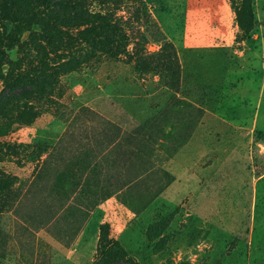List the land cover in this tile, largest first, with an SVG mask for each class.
<instances>
[{"label":"rangeland","instance_id":"1","mask_svg":"<svg viewBox=\"0 0 264 264\" xmlns=\"http://www.w3.org/2000/svg\"><path fill=\"white\" fill-rule=\"evenodd\" d=\"M36 1L30 7L57 19L47 20L41 36L28 40L19 56L11 52L17 62L14 80L35 73L42 63L76 59L85 49L80 14L66 16L56 7L60 0ZM141 1L150 17V26L141 29L146 50L174 48L176 87L152 69L135 73L123 57L89 69H64L45 100H25L22 89L8 93L0 82L5 113L32 107L23 112L24 126L9 129L7 139L22 145L17 157L0 155V168L10 178L0 188L1 202L9 206L12 194L19 195L0 216V264H95L104 235L135 264H264V0ZM136 6L128 0H92L87 12L126 21ZM101 96L130 101L107 106ZM56 106L62 116L89 106L120 126L116 117L124 115L128 131L142 123L150 130L162 124L159 148L145 159L163 164L159 168L171 176L170 185L158 193L166 181L159 170L144 183L145 208L139 201L124 206L118 193L101 204L96 183L102 189L103 177L97 175L84 185L94 184L93 197L80 194L76 203H60L56 175L75 149L94 153L96 145L80 139V132L93 130V136L101 128L96 121L79 120L71 137L64 136L67 124L53 114ZM1 125L6 123L0 113ZM53 151L65 161L54 164ZM51 152L47 176L36 184L35 164ZM133 192L132 186L127 193ZM76 206L82 213L73 215Z\"/></svg>","mask_w":264,"mask_h":264},{"label":"trees","instance_id":"2","mask_svg":"<svg viewBox=\"0 0 264 264\" xmlns=\"http://www.w3.org/2000/svg\"><path fill=\"white\" fill-rule=\"evenodd\" d=\"M91 1L60 0L56 2V7L66 12V16L80 14L79 18L83 20L85 29L81 35L83 36L85 49L81 52L80 57L53 66L42 63L40 67L33 69L35 73L32 71H30L31 73H23L20 79L14 80L11 73L13 66L17 62L11 60V52L14 51L16 56L23 53L28 40H37L38 36H41L44 32V28L48 24L47 20L57 19V17L50 15V12L45 13L30 7L31 3L37 2L36 0H0V82L6 86V92L22 89L25 100H45L48 96L45 94L51 92L55 85L54 82H56L57 77L64 69L68 70L76 65L83 69H89L94 65L119 60V57H123L124 59L121 61L135 73L141 74L146 70L152 69L159 72L158 74L164 84H172L174 85L173 88L177 86L178 64L175 59L174 48L169 44H163L158 53L149 54L146 50L147 39L141 29L142 27L147 29L150 26V17L144 2L141 0H128L133 2V5H137L136 10L132 14L131 19L121 21L113 19L108 13L105 15L88 13L87 8ZM238 12L235 18H237ZM26 34H28V37L24 40ZM129 44L133 46L131 52L127 50ZM1 99L2 96L0 95V113L5 120L6 126H0V155L6 152V156L16 158L22 145L11 141L12 139H7L9 129L14 124L24 126L23 119L25 115L23 112L26 110L30 113L32 107L25 106L24 111L19 110L15 115H10L5 113V103L2 104ZM102 100L107 106L113 104L114 101L122 104L130 101L129 99L115 100L114 98L101 96ZM53 114L63 118L62 121L67 124L64 136L70 134L69 137H71V132L73 131L71 129L79 120H83L82 122L85 120L96 121L101 128L100 132L93 134V136H91L94 133L93 130L90 135L87 134L86 130L80 132L82 134L80 139H84L88 144L96 145L94 153H89L87 147L82 150L75 149L74 153L66 160V168L56 175V188L59 191L56 193L57 200H63L60 203L70 202V200L76 203L80 194H84V196L91 195L94 184L90 188L84 185L95 182L97 175L103 177V181L100 183L102 189L96 183L97 194L101 195L99 202H103L118 193L117 197H121L120 202L124 206H129V201H139L141 204L143 203L142 208H145V202L143 201L145 197L143 194L144 183L149 181V177L159 170L163 172L166 181L164 185L160 183L161 190L158 193L161 194L170 185L171 176L159 168L163 164L150 165L145 159L154 146L159 148L161 140L158 137V133L163 126L162 124H156L150 130V126L142 123L138 124L135 129L128 131L125 127V120L127 119L124 115L116 117V119L122 120V125L120 126L99 115L89 106H83L76 112L69 111L64 116L59 115V106H56ZM150 118L156 119V117L152 116ZM5 138L7 140H4ZM93 141L96 142L94 143ZM165 141L167 140L164 139ZM51 154L52 152L47 154L41 163L37 162L35 164L34 180L36 184L39 183L41 185L44 182ZM53 154L58 155V160L54 164L58 162L60 164L65 161L63 155L54 151ZM149 168L151 172L148 173ZM137 169H145V173L143 175L131 174ZM114 170L115 172H113ZM136 176L137 178H135ZM9 179L0 168V188L3 183L5 185L10 183ZM160 181L162 182V178L157 183ZM120 182L123 185L120 184L114 187ZM132 186L134 192L132 194L127 193V191L132 189ZM112 188L115 191H111ZM124 188L125 191H122ZM18 196L16 192L14 196L12 194L13 198H11L9 206H5L0 199V216L4 210L13 207V203H17ZM72 208L71 213L74 212L72 213L73 215L82 213V210L77 206ZM128 208L131 210V207ZM102 229H106V227L104 226ZM103 238L104 240L101 239L99 241L101 249L95 264H113L112 260L115 259L125 260L127 264H135L131 259L126 258L124 251L116 241L109 239L108 235H104Z\"/></svg>","mask_w":264,"mask_h":264},{"label":"crops","instance_id":"3","mask_svg":"<svg viewBox=\"0 0 264 264\" xmlns=\"http://www.w3.org/2000/svg\"><path fill=\"white\" fill-rule=\"evenodd\" d=\"M113 198H115V196H113V197H111V198H107L106 200H104L103 202H100L101 204H103V203H105L106 201H108V200H110V199H113ZM70 204H71V201H70ZM100 204V205H101Z\"/></svg>","mask_w":264,"mask_h":264}]
</instances>
